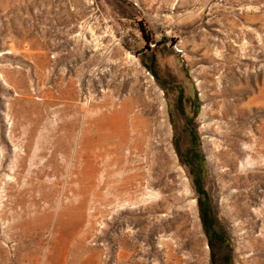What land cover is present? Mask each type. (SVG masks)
<instances>
[{"label": "rangeland", "instance_id": "374dc122", "mask_svg": "<svg viewBox=\"0 0 264 264\" xmlns=\"http://www.w3.org/2000/svg\"><path fill=\"white\" fill-rule=\"evenodd\" d=\"M0 264H264V0H0Z\"/></svg>", "mask_w": 264, "mask_h": 264}, {"label": "trees", "instance_id": "16d2710c", "mask_svg": "<svg viewBox=\"0 0 264 264\" xmlns=\"http://www.w3.org/2000/svg\"><path fill=\"white\" fill-rule=\"evenodd\" d=\"M196 188L200 194L199 206H200L201 219H202L204 231L208 235L210 247L213 248L214 240H218L219 242H224L225 238L223 237V235L216 226L215 214L213 213L211 206L208 204L205 190L197 182H196Z\"/></svg>", "mask_w": 264, "mask_h": 264}]
</instances>
